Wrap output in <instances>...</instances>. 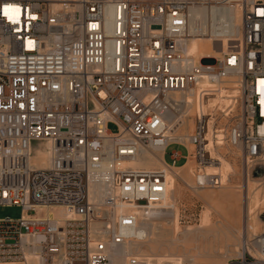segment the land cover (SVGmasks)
I'll return each instance as SVG.
<instances>
[{
	"label": "built area",
	"instance_id": "2783aa9c",
	"mask_svg": "<svg viewBox=\"0 0 264 264\" xmlns=\"http://www.w3.org/2000/svg\"><path fill=\"white\" fill-rule=\"evenodd\" d=\"M198 42L221 57L198 60ZM231 78L243 111L225 144L209 149L212 116L195 122L192 155L172 143L174 96L207 80V100ZM172 145L188 154L166 168L192 157L197 190L223 186L205 170L224 147L264 170V0H0V207L22 210L0 219V264H151L130 245L148 241L167 171L132 164ZM246 241L238 264H264V234Z\"/></svg>",
	"mask_w": 264,
	"mask_h": 264
},
{
	"label": "bare ground",
	"instance_id": "6f19581e",
	"mask_svg": "<svg viewBox=\"0 0 264 264\" xmlns=\"http://www.w3.org/2000/svg\"><path fill=\"white\" fill-rule=\"evenodd\" d=\"M219 16L221 18L226 17L225 12H220ZM226 47V43H225ZM192 54L198 60H205V59H214L220 58L222 52L217 50L216 44H209L207 42H198L195 43L192 47ZM211 83L207 80L199 83L196 87V90L193 93H189L187 96H179L175 95L174 100L176 102H181L182 106L177 110L178 116L176 117L177 123L176 126L171 129L169 137L172 140V143H181L185 145L190 154H193L194 147L190 144L189 138L194 135V124L203 116H212L210 119V135H209V149H215L217 147L223 146L225 144L226 139V123L224 121L228 118V112L231 111V108L234 106V99L240 97V80L236 78L228 79L223 86H218V94L216 97L209 98L207 100H203L200 96V90L204 88H209ZM231 114V113H230ZM223 118L221 122H218V119ZM222 148V147H221ZM50 146H46L45 150L40 151L39 157L35 160L36 164L40 168H48L49 167V158H50ZM223 152H226L223 154ZM213 154V152H212ZM227 155H231L232 157L236 156L240 158V155H237L236 152L232 150H225L220 149L218 153L213 156L216 157V165H212L207 167L205 172L207 174H220L223 176L224 183L223 185L228 182L229 176L234 173V166L230 162H228L225 158ZM165 155L164 150L159 148H152L151 150L145 151L132 165L137 168H145V169H159V168H166L165 163ZM195 162L192 157L188 159V162L179 168H166L167 171V181L169 184L168 187V195L166 200L159 208V212L163 209L172 210L174 213L173 223L171 227L163 228L161 225L157 224L155 218L159 212H155L153 215H149L144 219L145 225L148 227L149 230V239L147 242L143 243H136L130 245V255L137 257V258H146L150 261L151 264H196L195 258H179L171 255L167 256H159L158 253L164 247L170 248L172 251L178 249V245L183 241L182 238L179 236H184V232L180 231L179 228V210L177 208V199L181 194V185L179 183L180 177H183L185 181H188V178L181 176V173L188 170V168L193 165ZM233 163V162H232ZM240 166L245 167L246 165L243 161H240ZM193 173V171H192ZM194 174V173H193ZM195 176V175H194ZM190 179V178H189ZM258 182V181H257ZM192 185V190L194 196L199 201H205L207 203H214L215 199L212 195L202 196L199 195L195 188V184ZM188 186V184H187ZM260 187L261 185L258 184ZM223 187V186H222ZM228 189V188H227ZM260 190V189H259ZM249 191V183L245 181L243 192L244 196H247ZM223 199L230 200V196L228 193H223L221 196ZM245 199V206L243 208V215L241 216V220L236 218L234 220L236 226L231 224V222L223 223L222 232L225 234L227 239H234L240 238L241 240L245 237L251 238L250 235L252 234L251 231L254 230V233H258V230L261 229L262 225H264V220L259 219V216H262L264 212L260 215L256 216L253 220V226L251 225L252 219L248 218V213L250 209V202L248 201L247 197ZM255 206L264 205V197L262 193L258 191L255 196V200L253 201ZM218 208V207H217ZM232 209V208H230ZM56 218H63L64 213L62 210H54L51 211ZM210 221V215L206 213L203 216L202 223L207 224ZM241 223V229H238L237 225ZM245 225H247L245 227ZM246 230H245V228ZM255 228V229H254ZM264 234L262 232L258 235L253 236H260ZM240 241L236 246L240 252L246 247V242ZM247 240V239H246ZM239 241V240H238ZM184 245V244H182ZM135 247H141L139 249L134 250ZM237 250V249H236ZM151 253V255H149ZM164 255V254H163ZM6 264H22V263H6ZM220 264H227V262H223Z\"/></svg>",
	"mask_w": 264,
	"mask_h": 264
},
{
	"label": "rangeland",
	"instance_id": "374dc122",
	"mask_svg": "<svg viewBox=\"0 0 264 264\" xmlns=\"http://www.w3.org/2000/svg\"><path fill=\"white\" fill-rule=\"evenodd\" d=\"M207 62H210V60L205 61V63ZM242 111L243 101L240 95L239 98L236 100L234 99V106L231 108V111L228 112L229 116L224 121V123H226V127L224 128L226 133L237 123ZM222 120L223 118L220 119V121ZM108 130L115 133L117 128L115 125L109 124ZM223 149L229 150L226 147ZM173 153H178L185 157L188 154V150L183 146H170L165 153V161L167 164H171V155ZM224 153L226 152H223V154ZM225 159L234 166V173L229 176L230 178L228 182H226L223 187L219 189L211 188L197 192L199 195L205 197L207 195H212L215 199L213 204L205 201H199L194 196L191 184L195 183V164L191 165L188 170L181 173V176L188 178V181H185L183 177H180L179 183L182 191L177 199V208L180 212L179 228L185 235L179 236V238H182L183 241L178 245L177 250L172 251L170 248L164 247L156 253L157 255L167 256V254H172V256L175 255V257L179 258H195L196 264H220L223 262H227V264H238V258L242 252L236 248V245L240 241H243V239H245L244 242H246L247 237H244L242 240L240 238L227 239L225 234L222 232V224L231 222V224L236 226V222L234 220H236V218L241 220L243 208L245 206L244 202L246 199L244 197H247L250 202L248 218L252 219V226L255 217L264 212V205L261 204L259 206H255L253 203L258 191H260L264 197V170L256 168L247 171L246 168H242L240 166L241 160L236 156L232 157L231 155H227ZM184 164L185 160H181L177 163V166L182 167ZM245 181H248L249 183L247 196H244L243 192ZM258 184L261 186L259 187ZM223 193H228L230 200H228L229 198L223 199L220 197ZM21 213L22 210L18 207H0V219L10 218L16 220L20 218ZM206 213L210 215V221L207 224H204L202 223V219ZM158 214L160 216L157 215L153 218L156 223L166 229L171 227L174 218L173 209L170 211L163 209ZM259 219L264 220V214L259 216ZM246 226L247 225H245V227ZM237 227L238 229H241V223H239ZM262 232H264V225H262L261 229L258 230L257 234L254 233V230L251 231L252 234L250 237L252 238L253 235H258ZM134 248V250H136L142 248V246H134ZM149 255H151V253Z\"/></svg>",
	"mask_w": 264,
	"mask_h": 264
},
{
	"label": "snow or ice",
	"instance_id": "6c2138e0",
	"mask_svg": "<svg viewBox=\"0 0 264 264\" xmlns=\"http://www.w3.org/2000/svg\"><path fill=\"white\" fill-rule=\"evenodd\" d=\"M19 9L13 8L11 6H5L3 9V14L8 17L9 20H12L14 22V17L10 13H18Z\"/></svg>",
	"mask_w": 264,
	"mask_h": 264
}]
</instances>
